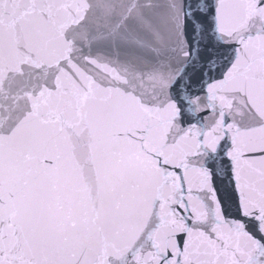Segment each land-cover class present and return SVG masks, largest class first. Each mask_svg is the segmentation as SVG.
Wrapping results in <instances>:
<instances>
[{
	"label": "snow or ice",
	"instance_id": "obj_1",
	"mask_svg": "<svg viewBox=\"0 0 264 264\" xmlns=\"http://www.w3.org/2000/svg\"><path fill=\"white\" fill-rule=\"evenodd\" d=\"M0 264H264V0H0Z\"/></svg>",
	"mask_w": 264,
	"mask_h": 264
}]
</instances>
